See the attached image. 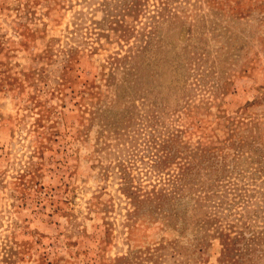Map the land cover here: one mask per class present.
Here are the masks:
<instances>
[{"label":"rangeland","instance_id":"1","mask_svg":"<svg viewBox=\"0 0 264 264\" xmlns=\"http://www.w3.org/2000/svg\"><path fill=\"white\" fill-rule=\"evenodd\" d=\"M100 1L0 0V264H95L128 250L134 264H230L225 237L264 264V0H182L166 63L137 54L111 83L105 63L119 48L112 33L96 37ZM69 47L80 78L62 87ZM151 110L169 130L186 128V144L197 127L220 141L224 116L249 145L230 149L175 217L140 214L128 236L116 159L144 189L157 181L146 168Z\"/></svg>","mask_w":264,"mask_h":264},{"label":"trees","instance_id":"2","mask_svg":"<svg viewBox=\"0 0 264 264\" xmlns=\"http://www.w3.org/2000/svg\"><path fill=\"white\" fill-rule=\"evenodd\" d=\"M181 1L157 0L156 5H152L151 10L147 8V0L100 1L99 5L104 17L98 22L100 31L96 34V37L106 38L108 33H112L119 48L113 55L107 57L105 63L109 69L108 83H111L114 79V73L119 72L122 75H127V72L130 71L129 62L137 54L144 56L150 52V55H159L156 58V64L166 63L165 57L168 43H170L174 35L180 36L182 34L183 25L181 15H179V4ZM139 16H142V22L138 21ZM126 18L130 19V21L127 22ZM123 48L125 49L123 50ZM76 49L77 47H69L66 50H61L59 77L62 87L80 78V70L75 66L78 64ZM121 50L123 51L122 54H120ZM174 56L175 58L178 57L176 53ZM49 59L53 61L50 55ZM150 70L154 71L155 69L150 66ZM83 83L86 84V82H82V85H84ZM86 90L89 89L86 88ZM55 91L58 92L60 90L56 89ZM34 97L35 95H31L29 98L35 100L36 103ZM52 99L57 100V96H52ZM36 104L39 106V103ZM174 107H178V103H174ZM39 108L41 110L40 106ZM182 110H184V107ZM157 112L151 110L150 119L146 120L150 127H154V130L150 132V141H147L149 143L148 148L152 149L153 152L150 151L148 153L150 154L148 155L150 163H146L148 164L146 168L149 172L150 170L153 173L155 172L154 174L158 176L157 181L149 184V190L144 189L139 183V178L136 177L135 179L130 175L127 166H125L126 162L116 159L117 165L115 168L117 169V174L115 176H117L118 180L117 190L125 198L126 206L128 207L125 213L126 221L124 225L128 236L132 233L133 225L135 221L139 220L140 214L145 213L148 217L151 215L159 218L164 215L167 218L175 217L176 214L172 213L176 208L175 203L185 196H192L194 192L202 190L204 182L201 178L205 175L212 177L211 171L214 170L216 164L225 161L230 149H233L234 152L239 151L242 154L243 147L249 145V143L237 137L231 120L224 116L218 117V120L222 118L221 122L218 121V125L224 133L220 141L214 135L215 139L213 141L212 138L210 140L205 139L204 131L197 127L199 133L197 142L186 144L182 137L187 132V129L181 127L169 130L168 124L162 121ZM81 113L85 114V111H81ZM188 113L189 110L182 111V117L185 118ZM74 120L82 122V117H77ZM157 128L160 130L157 131ZM116 129H113L114 140H119L122 135L121 132H117L119 129ZM202 140H204L205 144H203ZM224 150L226 151L224 152ZM132 158H135V156L130 155V158L127 159L130 160ZM139 161L143 162L142 159ZM171 166H174V171L169 169ZM163 176L164 178H162ZM145 177L150 181V175ZM58 210L61 209L59 208ZM62 214L64 213L62 212ZM104 240L105 243H108L107 239ZM222 242V257L224 259L228 258L230 264H249L250 255L254 250L253 247L246 245L243 248L237 247V243L240 241L229 239L228 237H225ZM135 260L132 251L128 250L123 255L103 259L95 264H134ZM155 262L154 264H156ZM59 264H71V262L69 260H61Z\"/></svg>","mask_w":264,"mask_h":264}]
</instances>
